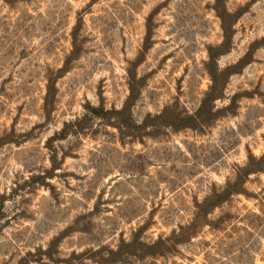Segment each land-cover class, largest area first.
Returning <instances> with one entry per match:
<instances>
[{
    "label": "rangeland",
    "instance_id": "374dc122",
    "mask_svg": "<svg viewBox=\"0 0 264 264\" xmlns=\"http://www.w3.org/2000/svg\"><path fill=\"white\" fill-rule=\"evenodd\" d=\"M0 264H264V0H0Z\"/></svg>",
    "mask_w": 264,
    "mask_h": 264
},
{
    "label": "trees",
    "instance_id": "16d2710c",
    "mask_svg": "<svg viewBox=\"0 0 264 264\" xmlns=\"http://www.w3.org/2000/svg\"><path fill=\"white\" fill-rule=\"evenodd\" d=\"M214 83H215V79H214ZM257 169H259V168H257ZM224 201L225 200H223V199L216 200V202H214V204H212V205H217V203H222ZM200 214H203V213H201V212L197 213V215H196L197 218L200 217ZM190 228L191 227L189 226L187 228V230H189ZM140 230H142V229L140 228ZM183 239H184L183 235H181V236L176 235L175 232H173L170 236H168L166 238L163 236H160L155 241H153L151 243L144 244V246L146 247V251L143 255L144 256H151V257L167 255V254L171 253L173 247L176 246L177 244L181 243L183 241Z\"/></svg>",
    "mask_w": 264,
    "mask_h": 264
}]
</instances>
